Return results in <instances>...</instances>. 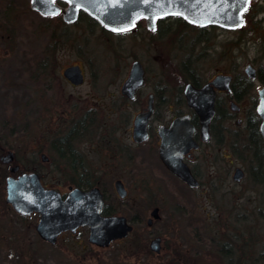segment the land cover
<instances>
[{"label":"rangeland","instance_id":"1","mask_svg":"<svg viewBox=\"0 0 264 264\" xmlns=\"http://www.w3.org/2000/svg\"><path fill=\"white\" fill-rule=\"evenodd\" d=\"M88 20L83 16L66 24L61 15L33 11L30 0H0V151L11 148L29 170L38 166L43 183L61 192L67 191L70 179L51 171L41 152L54 154L57 161L51 141L76 123L85 125L80 140L94 137L88 127L91 115L99 137L102 128L108 134L113 126L120 127L123 111L125 117L136 113L141 99L113 111L112 96L120 91L135 58L147 69V88L160 84L176 89L186 77L185 62L203 78L245 74L248 64L264 70V29L251 22L237 29L216 25L202 31L171 16L154 31L142 21L135 29L115 32ZM75 63L86 72L85 83L76 87L62 74ZM251 85L242 109L224 111L235 116L216 128L208 151L196 153L204 160L206 185L187 188L147 149L146 162L134 171L123 159L113 162L103 174L110 201L118 213L140 217L128 237L108 247L90 243L87 227L63 233L56 244L42 240L34 228L38 214L21 216L5 201L8 169L2 168L0 264H264V183L254 181L249 163L238 155L246 133L236 131L235 125L237 118L245 122L264 81L256 78ZM93 143L81 141L79 146ZM236 166L245 170L238 183L232 178ZM117 177L129 191L124 201L113 193ZM155 205L161 218L148 226ZM155 235L163 239L159 254L149 248ZM240 246L246 247L241 263Z\"/></svg>","mask_w":264,"mask_h":264},{"label":"water","instance_id":"2","mask_svg":"<svg viewBox=\"0 0 264 264\" xmlns=\"http://www.w3.org/2000/svg\"><path fill=\"white\" fill-rule=\"evenodd\" d=\"M59 0H30L32 9L42 15L62 13L66 22L77 20L81 9L98 19L105 27L125 31L135 27L136 20L145 17L148 29L154 30L156 19L167 15H179L186 21L198 26L219 25L225 28H237L245 22L244 12L250 1L245 0H75L62 7ZM79 6V7H78ZM246 75L255 78L256 68L249 64L244 69ZM63 75L75 85L85 80V73L80 64H71L64 68ZM231 74L220 73L203 87L197 88L191 83L186 85L185 94L188 104L200 120L202 139L210 140V123L215 116V88L231 90ZM145 83V69L140 60L132 62L130 73L122 84V92L133 98L138 88ZM259 99L256 111L261 118L260 132L264 140V86L258 90ZM233 109L238 105L233 102ZM153 111V95L148 99L147 109L139 112L134 119L133 138L143 141L148 138V124ZM191 114L175 117L169 126L159 128L162 141L160 158L174 174L191 186H197L199 181L192 173L183 156L191 148H197L198 143L193 137L195 125ZM5 162L14 159L13 151L2 156ZM47 156L42 154V159ZM15 164L11 172L19 170ZM244 177L242 167L234 170L233 179L241 181ZM115 187L121 197L127 195V190L121 179L115 181ZM6 201L23 214L32 212L40 214L36 224L39 236L55 244L64 231L76 232L81 226L89 227L88 240L99 247H107L113 241L125 238L133 230L132 223L125 215H104L103 192L99 187L90 189L74 187L68 194H63L55 188H46L38 172H23L18 176L10 174L6 178ZM160 217L159 207H154L147 220L152 225ZM150 249L159 253L162 249V238L155 236L149 243Z\"/></svg>","mask_w":264,"mask_h":264},{"label":"flooded vegetation","instance_id":"3","mask_svg":"<svg viewBox=\"0 0 264 264\" xmlns=\"http://www.w3.org/2000/svg\"><path fill=\"white\" fill-rule=\"evenodd\" d=\"M61 15V14H60ZM62 19L63 16L61 15ZM171 16H166L161 18L160 20H169ZM159 20V21H160ZM74 23V22H73ZM72 24V23H66ZM158 24V22H157ZM189 62H185V74L186 77L183 78L182 83L176 89H170L165 85H154L147 88L146 83L148 80L147 69L145 68L146 73V83L145 85L141 86L137 89L136 94L133 98L128 96L127 94L122 92V86L120 87V91L116 94H112L115 98L113 102V111L116 110H126L129 105L133 102H137L141 99V107L138 109L136 113H132V115L128 114L125 117V112H122L124 122L118 127L113 126L112 133H106L104 128H102L100 136H97L96 132V124L94 122V116L91 115L89 118V125L90 126V133L94 132V137L90 136L88 139L80 140L79 133L85 130V125H80L79 123L73 124L70 129H68L65 133L59 134L53 138L51 141L52 148L55 149L56 153L58 154L57 161L54 154L51 156L47 155L45 152H41L45 154L47 158L45 160L42 159L43 163L49 164L51 167V171L58 173L60 175L65 176L66 178L70 179V183L67 185V191L65 190L62 192L63 196H66L69 190L74 187H79L81 189H90L94 186H98L104 195V214H120L116 210V208L112 205L110 201V196L108 192L107 182L104 180V173L108 172L110 167L112 166L113 162L116 159H123L128 164H132V170L138 169L142 166L145 160V150L148 154L152 153L153 155L157 154L160 159V145H161V135L159 133V128L162 125L169 126L172 120L184 114H191V121L195 125V131L193 133V137L198 143L197 148H191L187 153L184 154L183 159L187 164L190 166L193 174L199 179L198 186H191L188 183L182 181L187 188L189 189H196L200 185H206L208 182H204L202 180L204 174V160L200 161V157L197 156V151L202 150L203 153L208 151L206 147L211 142L212 138L215 136L216 128L217 127H224L226 126L225 121L230 119L229 117L226 119L217 118L216 115L218 111H230L233 107V102H236L238 105V109L241 110L243 105V101L247 98V95L251 92L248 91L246 94L245 89L242 90L241 83L247 82V78L237 77L232 74L231 79V90H222L219 88L215 89V109L216 114L210 124V132H211V139L205 141L202 139L201 131H200V120L198 115L195 113L194 109L190 107L188 104L187 96L185 94L186 85L188 83L193 84L197 88L203 87L206 83L211 81L215 75L203 78L200 74L194 71L193 66H188ZM191 67V68H190ZM218 74V73H217ZM69 82V81H68ZM71 84V83H70ZM72 86H78L73 85ZM150 95H153V111L149 119L148 124V138L143 141H135L133 138V125H134V118L135 116L147 109L148 99ZM147 96V97H146ZM146 98V99H145ZM145 100V101H144ZM146 102V103H145ZM254 107V106H252ZM251 107V108H252ZM219 112V114H220ZM134 114V115H133ZM229 115L235 116V113L229 112ZM132 117V119L130 118ZM236 131L246 132V120L245 122L241 118H237L236 122ZM88 130V128H87ZM12 132V131H11ZM10 132V134H11ZM89 133V134H90ZM219 136V135H218ZM4 137L2 133V129L0 128V139ZM219 137H222L221 135ZM63 138H66L65 144H63ZM78 141H94L93 144H85L84 147H80L79 144L76 142ZM1 141V140H0ZM65 147H67L65 149ZM9 151L14 152V159L11 162H5L2 158L4 154ZM142 161V162H141ZM162 165L166 168L164 163L161 161ZM203 162V165L202 163ZM116 163L119 164V161L116 160ZM20 164L19 170L14 173V175H18L22 172L28 171H37L40 173V169L38 166H32L29 170V167L24 163H19L17 154L14 150L10 149H2L0 151V170L2 168L8 169L7 175L11 174L10 168L15 165ZM140 164V165H139ZM5 166V167H3ZM139 166V167H138ZM6 175V177H7ZM102 175V176H101ZM122 179L124 182L125 187L127 188L125 181L122 177H117L116 179ZM115 179V180H116ZM115 180H114V194L116 197L118 195L115 189ZM99 182L100 185L94 184ZM238 183V182H237ZM90 184V185H87ZM128 191V188H127ZM129 193V191H128ZM124 201L123 198H121ZM12 208V207H11ZM160 208V207H159ZM105 209H110L109 213H105ZM36 215L37 212H33L30 215ZM29 215V216H30ZM39 216V214H38ZM139 214L135 213L132 215V221H137L139 219Z\"/></svg>","mask_w":264,"mask_h":264},{"label":"trees","instance_id":"4","mask_svg":"<svg viewBox=\"0 0 264 264\" xmlns=\"http://www.w3.org/2000/svg\"><path fill=\"white\" fill-rule=\"evenodd\" d=\"M87 17L90 22H94V23H98V21L92 17L91 15H89L88 13H86L85 11H82L80 13L79 18L81 17ZM245 17H246V23L251 22L253 24L259 25L262 27V29H264V1L263 2H258V1H253L251 2L249 8L246 10L245 12ZM178 19H180V21H182L183 24L185 25H191L189 22L183 20L181 17H178ZM142 22V20L138 21V25ZM200 29L205 30V27H199ZM208 36H203L201 37L202 41L207 40ZM185 64V63H184ZM242 78H246L245 76H239ZM238 77V78H239ZM258 77L263 81L264 80V70L262 67H259V71H258ZM248 79V78H247ZM241 89L244 90L245 92H247L250 87H251V83L250 80L248 79V82H244L241 83ZM217 112L216 115V119L217 118H221L224 119L226 118V114L221 111ZM259 124H260V117L257 114L255 109H250L247 115V119H246V129H247V134L246 137L243 139L244 142L242 144V150H239L240 153L238 154L242 159H244L245 161H247L249 163V167L252 169V177L254 179V181L257 182H261L264 183V141L262 139V136L260 134L259 131ZM235 140H237L235 138ZM66 142V138H63V144H65ZM222 142V139H218L217 143ZM67 147H65L66 149ZM235 153H237V149L234 150ZM94 184H98L100 185L99 182L94 183ZM90 185V184H87ZM106 212L105 213H109L110 209H105ZM251 237V236H250ZM255 243H251L249 245H254ZM247 245V246H249ZM246 247L241 248L240 246V251H241V256L239 258V262H244V257H243V252L244 249Z\"/></svg>","mask_w":264,"mask_h":264},{"label":"snow or ice","instance_id":"5","mask_svg":"<svg viewBox=\"0 0 264 264\" xmlns=\"http://www.w3.org/2000/svg\"><path fill=\"white\" fill-rule=\"evenodd\" d=\"M52 2H55V0H52ZM68 2H69V3H74L75 0H68ZM145 2L147 3L148 0H145ZM245 2H248V0H245ZM78 7H79V6H78ZM53 14H55V13H53ZM185 19H187V17H185ZM113 31H116V29H113ZM122 31H123V29H122Z\"/></svg>","mask_w":264,"mask_h":264}]
</instances>
